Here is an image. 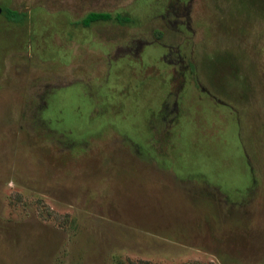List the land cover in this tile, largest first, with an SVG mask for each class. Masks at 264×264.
<instances>
[{
	"label": "rangeland",
	"instance_id": "rangeland-1",
	"mask_svg": "<svg viewBox=\"0 0 264 264\" xmlns=\"http://www.w3.org/2000/svg\"><path fill=\"white\" fill-rule=\"evenodd\" d=\"M0 264H264V0H0Z\"/></svg>",
	"mask_w": 264,
	"mask_h": 264
},
{
	"label": "trees",
	"instance_id": "trees-1",
	"mask_svg": "<svg viewBox=\"0 0 264 264\" xmlns=\"http://www.w3.org/2000/svg\"><path fill=\"white\" fill-rule=\"evenodd\" d=\"M7 18L12 21L22 22L25 19V13H21L17 10L6 8ZM117 21L118 23L125 24L132 20L131 17L123 15L121 13L112 14L111 12H89L82 20L81 23L85 26H89L91 23L97 21ZM194 69V68H193Z\"/></svg>",
	"mask_w": 264,
	"mask_h": 264
},
{
	"label": "flooded vegetation",
	"instance_id": "flooded-vegetation-1",
	"mask_svg": "<svg viewBox=\"0 0 264 264\" xmlns=\"http://www.w3.org/2000/svg\"><path fill=\"white\" fill-rule=\"evenodd\" d=\"M97 22H100V21H97ZM104 22H111V21H104ZM116 22H117V21H116ZM94 23H95V22H94ZM91 25H92V23H91L89 26H91ZM89 26H86V25H85V27H89ZM142 43H143V42H140V46L142 45Z\"/></svg>",
	"mask_w": 264,
	"mask_h": 264
}]
</instances>
